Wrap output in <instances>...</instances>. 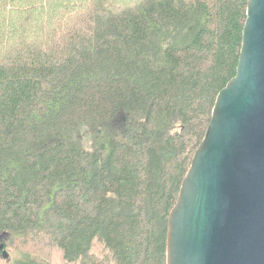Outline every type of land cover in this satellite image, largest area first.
Listing matches in <instances>:
<instances>
[{
    "label": "trees",
    "instance_id": "1",
    "mask_svg": "<svg viewBox=\"0 0 264 264\" xmlns=\"http://www.w3.org/2000/svg\"><path fill=\"white\" fill-rule=\"evenodd\" d=\"M248 1L0 0V235L72 263L166 264Z\"/></svg>",
    "mask_w": 264,
    "mask_h": 264
},
{
    "label": "water",
    "instance_id": "2",
    "mask_svg": "<svg viewBox=\"0 0 264 264\" xmlns=\"http://www.w3.org/2000/svg\"><path fill=\"white\" fill-rule=\"evenodd\" d=\"M166 256V264H264V0L248 1L236 74L169 213Z\"/></svg>",
    "mask_w": 264,
    "mask_h": 264
},
{
    "label": "rangeland",
    "instance_id": "3",
    "mask_svg": "<svg viewBox=\"0 0 264 264\" xmlns=\"http://www.w3.org/2000/svg\"><path fill=\"white\" fill-rule=\"evenodd\" d=\"M7 238L8 234L6 233L0 235V242L5 241L8 243V245L6 244L7 250H4L2 255H0V264H24L23 260L29 258L34 259L35 261L40 258L44 264H78L68 262L64 257L63 250L57 246L53 247L51 252L46 255L45 252H38L29 249V246L26 247L22 245L19 239L10 242ZM92 252L97 256L102 257L108 252V250L104 243L96 238L93 242Z\"/></svg>",
    "mask_w": 264,
    "mask_h": 264
}]
</instances>
